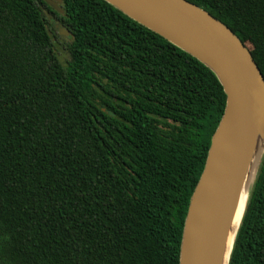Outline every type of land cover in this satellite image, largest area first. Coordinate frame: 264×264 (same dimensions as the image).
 <instances>
[{"label":"trees","instance_id":"trees-1","mask_svg":"<svg viewBox=\"0 0 264 264\" xmlns=\"http://www.w3.org/2000/svg\"><path fill=\"white\" fill-rule=\"evenodd\" d=\"M189 1L264 76V0ZM41 5L69 32L65 62ZM60 7L0 0V264H180L224 89L106 1ZM230 264H264V161Z\"/></svg>","mask_w":264,"mask_h":264},{"label":"water","instance_id":"water-1","mask_svg":"<svg viewBox=\"0 0 264 264\" xmlns=\"http://www.w3.org/2000/svg\"><path fill=\"white\" fill-rule=\"evenodd\" d=\"M104 1L200 61L224 89L226 109L190 201L180 264H230L248 199L237 227L239 207L264 148V76L242 40L189 0ZM47 3L63 13L62 0Z\"/></svg>","mask_w":264,"mask_h":264},{"label":"rangeland","instance_id":"rangeland-1","mask_svg":"<svg viewBox=\"0 0 264 264\" xmlns=\"http://www.w3.org/2000/svg\"><path fill=\"white\" fill-rule=\"evenodd\" d=\"M44 1L47 2V0H44ZM41 7H42V10H43L46 18H48L53 23H56V20H55L53 14L44 5H41ZM55 34L58 35V33L56 31H55ZM68 37L69 36H66V35H58V42H59V45L57 46V48L59 49L58 54H59L60 59L63 62H65L69 58V53L66 49L67 48L66 44L68 42H70V39ZM263 161H264V148L261 150V153L258 157V160L255 164L253 173H252L251 178L249 180V189H251V190L253 189L255 183L257 182Z\"/></svg>","mask_w":264,"mask_h":264},{"label":"bare ground","instance_id":"bare-ground-1","mask_svg":"<svg viewBox=\"0 0 264 264\" xmlns=\"http://www.w3.org/2000/svg\"><path fill=\"white\" fill-rule=\"evenodd\" d=\"M247 199H248V195H245L243 197L242 201H241V204H240V207H239V211H238V214H237V223H236L237 227L239 226V224L241 222V219H242L245 207H246Z\"/></svg>","mask_w":264,"mask_h":264},{"label":"flooded vegetation","instance_id":"flooded-vegetation-1","mask_svg":"<svg viewBox=\"0 0 264 264\" xmlns=\"http://www.w3.org/2000/svg\"><path fill=\"white\" fill-rule=\"evenodd\" d=\"M60 5H62V4H60Z\"/></svg>","mask_w":264,"mask_h":264}]
</instances>
